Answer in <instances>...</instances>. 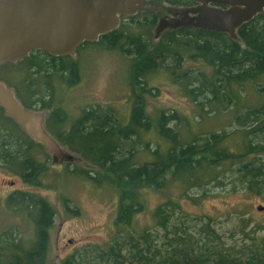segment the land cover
Wrapping results in <instances>:
<instances>
[{
  "label": "trees",
  "instance_id": "trees-1",
  "mask_svg": "<svg viewBox=\"0 0 264 264\" xmlns=\"http://www.w3.org/2000/svg\"><path fill=\"white\" fill-rule=\"evenodd\" d=\"M163 1L178 7L196 4ZM158 20L157 13L145 8L76 49H108L129 60L134 98L127 118L111 104L100 103L81 106L76 116L70 115L63 92L80 82L82 72L80 60L72 55L35 50L10 61L11 68L0 79L26 108L46 111V129L97 170L68 164L61 177L112 190L117 198L111 239L60 264H264V227L247 230L249 224L243 223L239 232L233 230L227 237L211 216L193 225L182 217L177 221L175 214L178 210L186 217L182 200L192 197L194 189L203 192L200 196L208 194L210 184H242L264 193V10L241 25L236 38L188 25L165 29L156 38ZM155 72L169 75L196 102L195 136L181 135L176 109H162L156 118L148 113L146 96L157 88L146 84ZM206 112L229 113L232 119L222 131L204 130ZM155 132L165 139L166 148L154 140ZM0 165L37 187L46 186L54 167L46 147L28 136L2 106ZM167 177L177 184L178 197L158 203L151 228L138 227L135 217L145 210L143 193L160 192L161 200V182ZM5 204L7 212L22 218L27 227L13 222L0 228V264H49L53 204L27 190L10 193ZM157 229L165 231L164 242L163 237L161 242L155 238Z\"/></svg>",
  "mask_w": 264,
  "mask_h": 264
},
{
  "label": "rangeland",
  "instance_id": "rangeland-1",
  "mask_svg": "<svg viewBox=\"0 0 264 264\" xmlns=\"http://www.w3.org/2000/svg\"><path fill=\"white\" fill-rule=\"evenodd\" d=\"M145 7L146 10L157 13L160 18L170 14L171 5L163 0H147ZM156 40L154 39V42ZM74 57L80 60L82 72L80 82L63 92L70 115L76 116L81 106L100 103L111 104L119 110L120 116L127 118L134 98L127 72L130 66L129 60L118 52L96 47L83 48L81 52H76ZM12 63L10 61L0 63L1 80L11 68ZM146 87L157 88L151 95L146 96L145 104L148 113L156 118L157 113L162 109H176L178 116L176 123L179 125L181 135L195 136L193 132L196 126L194 127L192 122L199 115L196 102L192 101L169 75L162 72H155L149 76ZM206 113L208 116L201 126L205 128L204 130L222 131L220 129L227 127L232 119L231 115L225 112L219 115H216L217 112ZM171 114L170 111L169 115ZM199 120L201 123V117ZM169 125H174V122ZM44 128L46 129L45 125ZM153 136L155 141H160L161 147H167L165 139L161 138L157 132ZM61 150L63 156L59 155L57 160L53 159L55 153L48 151L54 167L52 177L43 187L24 183L18 175L0 165V228L13 222L27 227L22 218L6 210V197L16 190L39 192L46 196L56 210L49 264H60L70 255L83 253L92 245L106 243L115 233L117 198L114 191L97 190L90 183L79 178L61 177L68 164H70L69 168L82 167L94 170L80 155L73 154L62 144ZM161 187L165 192H161V200L160 192L149 189L143 193L145 210L135 217V225L138 227L151 228L152 211L158 203L165 202L168 197L177 198L180 193L177 184L168 177L161 182ZM199 192L194 189L190 193L192 197L182 200L186 217L176 210L177 221L182 217L187 224L194 225L211 216L217 229L224 232L227 237L233 230L239 232L243 223L249 224L247 230L257 225L264 227V193L258 194L246 190L242 188V184H238L235 188L231 184L227 187L210 184L207 187L208 194L200 196L203 192ZM197 195L198 198H196ZM259 206L262 208L259 209ZM164 232L163 229L154 230L155 238L160 239L161 242L163 237L164 242ZM260 233H264V230Z\"/></svg>",
  "mask_w": 264,
  "mask_h": 264
},
{
  "label": "water",
  "instance_id": "water-1",
  "mask_svg": "<svg viewBox=\"0 0 264 264\" xmlns=\"http://www.w3.org/2000/svg\"><path fill=\"white\" fill-rule=\"evenodd\" d=\"M188 7L171 6L159 18L156 35L165 29L193 26L238 36V29L264 10V0H192ZM147 0H0V62L19 61L35 50L54 56L76 54L86 41L116 29L122 17L146 7ZM0 106L33 140L63 156L61 143L44 128L46 111L26 108L15 91L0 81ZM262 206H259L261 209Z\"/></svg>",
  "mask_w": 264,
  "mask_h": 264
}]
</instances>
